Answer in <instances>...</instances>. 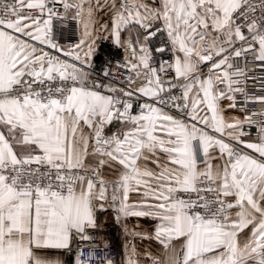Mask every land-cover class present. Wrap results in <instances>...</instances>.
<instances>
[{
    "label": "snow or ice",
    "instance_id": "6c2138e0",
    "mask_svg": "<svg viewBox=\"0 0 264 264\" xmlns=\"http://www.w3.org/2000/svg\"><path fill=\"white\" fill-rule=\"evenodd\" d=\"M101 39L124 56L97 75ZM51 249L264 264V0H0V264Z\"/></svg>",
    "mask_w": 264,
    "mask_h": 264
},
{
    "label": "built area",
    "instance_id": "2783aa9c",
    "mask_svg": "<svg viewBox=\"0 0 264 264\" xmlns=\"http://www.w3.org/2000/svg\"><path fill=\"white\" fill-rule=\"evenodd\" d=\"M58 37L60 38V42L63 45H68L79 38V31L74 22H68L67 27L63 32H58ZM124 52L119 46H115L113 48H108L107 44H103L99 46L97 49L96 55L93 59V72L99 75L103 69L104 65L109 62L115 63L123 58ZM250 107H256L250 105ZM98 224H103V231H93L90 234L93 236L103 235L109 241L111 247L109 252L112 256L117 257L119 259L118 253L121 252L120 249V234H119V226L115 220H104L103 218L98 219ZM73 249L76 248V245H72ZM87 251V250H85ZM65 259L68 263L74 264V253L65 252Z\"/></svg>",
    "mask_w": 264,
    "mask_h": 264
},
{
    "label": "crops",
    "instance_id": "0c3cea01",
    "mask_svg": "<svg viewBox=\"0 0 264 264\" xmlns=\"http://www.w3.org/2000/svg\"><path fill=\"white\" fill-rule=\"evenodd\" d=\"M98 47L97 49L99 48V46L103 45V44H107L108 45V48H113L115 46H117L111 39H101L99 40L98 42ZM94 59V57H93ZM114 212H112L111 210L105 212V213H99L98 214V219L101 217L103 218L104 220H115L114 219ZM128 223V227L129 228H132L133 226L137 225V224H140L142 225L143 227L147 228L150 226V221H147L143 218L141 219H137V218H129V220L127 221ZM119 226V234H120V249L122 251V248H123V245L125 243V240H126V237L124 235V232L121 228V226L118 224ZM154 250H155V246H154ZM45 255L49 256L50 258H53V259H60L63 261V264H70L66 261L65 259V252L64 251H59V250H55V249H51V250H47V252L45 253Z\"/></svg>",
    "mask_w": 264,
    "mask_h": 264
}]
</instances>
